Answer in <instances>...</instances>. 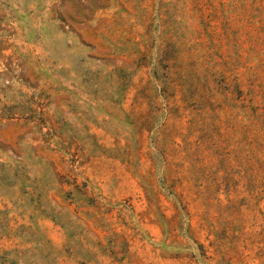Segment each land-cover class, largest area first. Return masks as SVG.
I'll list each match as a JSON object with an SVG mask.
<instances>
[{"label": "rangeland", "instance_id": "rangeland-1", "mask_svg": "<svg viewBox=\"0 0 264 264\" xmlns=\"http://www.w3.org/2000/svg\"><path fill=\"white\" fill-rule=\"evenodd\" d=\"M0 264H264V0H0Z\"/></svg>", "mask_w": 264, "mask_h": 264}]
</instances>
